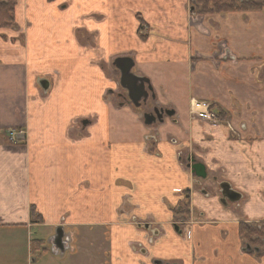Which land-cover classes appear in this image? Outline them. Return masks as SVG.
Segmentation results:
<instances>
[{
    "label": "crops",
    "instance_id": "0c3cea01",
    "mask_svg": "<svg viewBox=\"0 0 264 264\" xmlns=\"http://www.w3.org/2000/svg\"><path fill=\"white\" fill-rule=\"evenodd\" d=\"M12 1L15 23L0 29V264H264V243L244 250L238 232L264 224V10L195 17L190 0ZM117 57L149 81L145 108L173 112L153 151L145 110L106 97ZM38 79L50 82L46 95ZM209 105L237 139L224 123L196 120L194 108ZM15 130L23 144L9 142ZM188 158L204 165L207 196ZM222 183L239 201L220 202ZM185 191L180 236L168 208ZM129 213L163 226L153 245ZM34 240L44 245L32 256Z\"/></svg>",
    "mask_w": 264,
    "mask_h": 264
},
{
    "label": "trees",
    "instance_id": "16d2710c",
    "mask_svg": "<svg viewBox=\"0 0 264 264\" xmlns=\"http://www.w3.org/2000/svg\"><path fill=\"white\" fill-rule=\"evenodd\" d=\"M194 11L198 10L200 15L211 14H227L230 12H253L264 10V0H191ZM196 12V11H195ZM140 23L139 33L144 31V23L140 16L136 17ZM15 23V3L12 0H0V29L7 28ZM142 41H146V37H140ZM189 191L181 193L183 197V204L180 202L175 206L169 207V211L172 215L187 216L190 212L189 206ZM33 209H30V213L33 215ZM239 233L246 238L249 237H264V224L261 226V230L251 228L246 225H239ZM43 241L34 240L30 242V250L32 256L41 252ZM43 252V251H42Z\"/></svg>",
    "mask_w": 264,
    "mask_h": 264
},
{
    "label": "rangeland",
    "instance_id": "374dc122",
    "mask_svg": "<svg viewBox=\"0 0 264 264\" xmlns=\"http://www.w3.org/2000/svg\"><path fill=\"white\" fill-rule=\"evenodd\" d=\"M196 11V12H195ZM195 11L193 12V15L196 17V15H200L199 14V12H198V10H196L195 9ZM137 16H140V15H136V17ZM137 19V18H136ZM138 21V20H137ZM139 23V22H138ZM139 28H140V23H139V27H138V33H139ZM143 32V31H142ZM83 34H84V39L85 40H87V41H89V44L92 46L93 45V38H92V36L90 35V33L89 34H87L86 32H83ZM139 39H141L140 37H141V34L139 33ZM147 40V39H146ZM88 47H90V46H88ZM98 57V56H97ZM103 57V55H100L98 58H102ZM128 58H130V57H128ZM98 59L96 58L95 59V64H98ZM110 64H112L111 62H110ZM109 64V65H110ZM134 66H135V64H134ZM134 68V67H133ZM112 70H114V73H116V78H117V81L119 80V72H116L115 71V69L113 68V66H112ZM133 70V69H132ZM102 71H103V73L105 72V77H113V75L112 74H114V73H112L111 72V70H109V69H106V68H104V69H102ZM137 76V75H136ZM108 89V91H106ZM104 91L106 92L105 94H106V97L108 98V99H110L111 100V102L112 101H114L115 100V103H116V105L117 106H123L124 105V103L127 105V106H131V103L128 101V99H127V97H126V95H125V93L126 92H124L119 86L118 87H110V86H108V85H106V87H104ZM109 93V94H108ZM198 106V105H197ZM158 108V109H157ZM207 108V107H206ZM136 110V109H135ZM194 110H198L197 108H194ZM155 111H158V112H161L162 111V115H163V118L165 119V115H166V113L168 112V113H170V112H172L171 110L169 111V110H166V109H163V108H161V107H158V105L157 106H153L151 109H150V113L148 112V113H145V112H141V116H142V120H143V117L145 116V115H149V116H153V117H155V119H156V116H155ZM200 112H202L203 114H204V111H202V110H200ZM207 112H208V114H205V115H203V118L202 117H199V119L197 118V116H196V114H198L197 112H195L194 113V115H195V117H196V120H198V121H200V122H202V123H204V124H208V125H220V124H223L224 123V120H220V119H218V114H216V113H214V114H211V112H209V110L207 109ZM223 115V114H222ZM222 115H219L220 117H222ZM169 119V118H168ZM84 123H86L87 124V120H85V122ZM83 123V124H84ZM82 124V125H83ZM153 124H155L154 125V127H153V129H154V133H152V134H150V136L151 137H155V135L157 136V139H158V134L160 135V131H158L159 130V128H160V126L159 125H161V123L160 122H155V123H153ZM225 125H226V128L229 130V132L231 133V134H233L232 136H236V139H237V137H238V134H237V131H235L234 130V128L232 127V125H231V123L229 124V122H228V124L225 122L224 123ZM153 129H151V130H153ZM149 136V138H151ZM170 136L171 135H167V137L166 138H168L169 140L167 141V143L169 144V143H171V138H170ZM144 141H146V143H149V142H151L152 140H150V141H148L147 139H144ZM24 143V141L23 140H19V141H16V144H23ZM155 145V143H153V142H151V144H150V147L152 148V151L155 149V148H153V146ZM191 162V161H190ZM190 162H189V158L187 159V161H186V163H187V165H186V167H185V169L186 170H188L189 172H190V174H191V171H190V169H191V165H189L190 164ZM182 172H184V171H182ZM141 195H143V194H141L140 192H138L137 191V195L136 194H132V196H133V198H135V196H137V199H138V201L137 200H134L133 201V203H138L139 205H143L145 202H144V199H145V195H143V196H145L144 198H143V200L141 199ZM184 202H182V204H183ZM134 208H135V206H133L132 205V207H130L129 209L130 210H134ZM135 212V211H134ZM133 216L135 215V214H132ZM136 217H137V215H136ZM131 218V215H129V218L128 219H130ZM150 224L151 223V221L150 220H145L143 217H137V221H135V227H136V231L138 232L139 231V228H143V225H146V224ZM140 224V225H139ZM151 227H153V226H151ZM102 228H100V230H101ZM100 230H98V231H96V233L97 232H100ZM187 230V229H186ZM190 235H191V232L190 231H187L186 232V238H187V236H188V239L190 238ZM145 237H148V238H152V237H150V235L148 234H146V232L144 233V240H145ZM152 239H155V238H152ZM138 240V239H137ZM153 242H154V240H152ZM148 248V247H147ZM107 249V248H106ZM105 248H103V251H105L106 250ZM244 250H245V248H244ZM161 251V250H160ZM145 251L143 250V251H138V253H139V256H141L140 254H143ZM156 252H157V250H156ZM62 254V253H61ZM61 254H58V256H56V257H58L59 258V256H61ZM150 257H151V255H150ZM55 263L57 264V262L55 261Z\"/></svg>",
    "mask_w": 264,
    "mask_h": 264
},
{
    "label": "water",
    "instance_id": "95a60500",
    "mask_svg": "<svg viewBox=\"0 0 264 264\" xmlns=\"http://www.w3.org/2000/svg\"><path fill=\"white\" fill-rule=\"evenodd\" d=\"M193 11V8H191L190 12ZM112 66L115 70L119 72V80L118 84L121 89L126 91L127 99L133 105L135 108H139L142 103H145L148 99V91L151 89L149 81L140 76L134 75L131 70L134 67V61L131 58L128 57H118L113 61ZM37 85L43 93H47L49 90V84L48 81L45 79H38ZM162 111L158 112L155 111V117L145 115L143 117V122L145 126H150L153 123L162 122L163 121V115ZM173 113H166L167 117H170ZM86 125V123H84ZM203 166L199 164H193L191 166V174L194 175L197 178L205 179L206 174L203 171ZM222 188V184H221ZM222 197L224 196V192H221ZM59 248V247H58ZM62 252H64L66 249L63 248L61 245V248H59Z\"/></svg>",
    "mask_w": 264,
    "mask_h": 264
},
{
    "label": "flooded vegetation",
    "instance_id": "af4514ba",
    "mask_svg": "<svg viewBox=\"0 0 264 264\" xmlns=\"http://www.w3.org/2000/svg\"><path fill=\"white\" fill-rule=\"evenodd\" d=\"M148 94H149V91H148ZM150 96L148 97V99H147V101L145 102V103H142L141 104V106H140V108H142V109H144L145 110V113H148L149 111H150V109L151 108H148V107H146L145 108V106L148 104V103H151V102H155V97L152 95V94H149ZM149 106V105H148ZM158 109V108H157ZM150 113V112H149ZM168 113V112H167ZM171 113V112H170ZM166 116V115H165ZM173 116V114L170 116V117H167V118H171ZM186 161H187V159H185V165H187V163H186ZM191 161V162H190ZM189 162H190V164L189 165H193V164H199V165H201V166H203V168H204V165H202L200 162H197L196 160H194L193 158H189ZM184 164V163H183ZM190 171H191V169H190ZM203 171H204V173L205 174H207L206 173V169L204 168L203 169ZM191 176H193L192 177V184H193V186L195 185L196 187H198V191L200 192V194H202V195H208V193H210V192H208V191H203L204 189H203V187H204V182L207 180V175H206V177H205V179H201V178H197V177H195L194 175H191ZM223 185H222V188H221V191H223L224 192V198L223 199H220V202L221 203H223V204H227V202L228 203H233V204H235V202H237V201H239V199H240V196L238 195V194H236V193H234V192H232V191H230V188H229V186L227 185V184H225V183H222ZM208 192V193H207ZM211 195V194H210ZM188 197H190V194L188 195ZM188 201H189V199H188ZM137 209V208H136ZM129 215H130V213H129ZM137 217H139L138 215H137ZM137 217L136 216H134V218H132V216H131V218H132V221H131V224L130 225H132L135 229H136V227H135V221H137ZM128 218H129V216H128ZM129 220V219H128ZM147 220V219H146ZM182 224H185V221L184 220H180L179 221V223L177 224V229H178V233L181 235L182 234V232H181V230L179 229V225H182ZM240 224H243V225H246L247 226V228L248 227H251V228H256L258 231H260L261 230V226H254V225H251V224H244V222L242 223H240ZM239 224V225H240ZM140 225V224H139ZM151 226H153V227H151ZM149 231L150 233H151V237L152 238H155V239H152L151 238V240H154V241H156L157 240V238L160 236V234H159V231H162L163 230V226L162 225H159V227H158V225H156L154 222H151L150 224H146V225H143V228H139V231H144V232H146V234H148V232L147 231ZM184 232V231H183ZM238 232H239V227H238ZM239 235H240V237L242 236V237H244V238H242V239H244L247 243H248V245H247V249H253L254 251H256V250H259V252H260V249H259V247H256V248H253V247H251L250 246V244L251 243H253L254 245H262V243H264V237H256V236H254V237H249V238H246L245 236H243V235H241L240 233H239ZM151 240H149V241H147L146 242V244H148V245H150V244H152V242H151ZM140 246H141V248H137V251H145L144 253L146 254V250H145V246L144 245H142V244H140ZM160 261H156V262H153V264H160L159 263Z\"/></svg>",
    "mask_w": 264,
    "mask_h": 264
},
{
    "label": "built area",
    "instance_id": "2783aa9c",
    "mask_svg": "<svg viewBox=\"0 0 264 264\" xmlns=\"http://www.w3.org/2000/svg\"><path fill=\"white\" fill-rule=\"evenodd\" d=\"M10 136H11V141H15V137H16V134H14V133H12V134H10Z\"/></svg>",
    "mask_w": 264,
    "mask_h": 264
}]
</instances>
